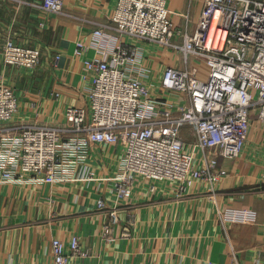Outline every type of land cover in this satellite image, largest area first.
Returning a JSON list of instances; mask_svg holds the SVG:
<instances>
[{
    "label": "built area",
    "instance_id": "2783aa9c",
    "mask_svg": "<svg viewBox=\"0 0 264 264\" xmlns=\"http://www.w3.org/2000/svg\"><path fill=\"white\" fill-rule=\"evenodd\" d=\"M41 7L62 14L64 0H43ZM170 14L167 0H116L110 25L95 28L91 43H75L88 100L65 110V127L24 124L10 133L4 125L17 114L18 98L0 82V185L90 179L88 170L82 176L72 172L90 144L121 146L120 170L111 178L118 200L131 195L137 178L174 184L184 193L197 182L212 188L226 177L218 158L240 156L252 114L264 124V1L204 0L192 33L175 30ZM176 37L181 44L174 43ZM138 41L172 50L181 67L167 66L151 76ZM89 48L101 57H85ZM38 52L7 40L2 58L33 68ZM192 62L206 65L205 78ZM96 205L118 223L119 205L108 207L102 199ZM224 215L228 221L255 219L245 209ZM51 253L54 264H69L82 254L79 239L53 238Z\"/></svg>",
    "mask_w": 264,
    "mask_h": 264
},
{
    "label": "crops",
    "instance_id": "0c3cea01",
    "mask_svg": "<svg viewBox=\"0 0 264 264\" xmlns=\"http://www.w3.org/2000/svg\"><path fill=\"white\" fill-rule=\"evenodd\" d=\"M203 1L167 0L175 30L194 32ZM41 5L42 0H0V82L13 88L19 104L4 125L12 134L24 124L65 127V110L87 104L89 84L82 80L83 58L74 55L75 43H91L95 28L110 25L116 0H64L62 14L46 13ZM104 33L117 34L106 28ZM7 40L37 49L38 64L20 68L4 63ZM174 43L181 44L182 38ZM137 46L153 77L167 66L182 65L170 49L142 41ZM85 57L100 58L101 53L89 48ZM192 65L200 78L206 77L201 62ZM121 156L120 145L90 144L72 171L82 176L88 170L90 179L0 185V264H54L51 240L68 243L73 236L82 254L69 264L262 263L264 124L255 114L240 156L218 158L227 175L212 188L197 182L180 193L174 184L137 178L131 195L118 200L111 178L120 170ZM100 199L108 207L119 205L118 223L110 222L107 209L97 208ZM241 209L252 211L255 219H224L229 210Z\"/></svg>",
    "mask_w": 264,
    "mask_h": 264
},
{
    "label": "rangeland",
    "instance_id": "374dc122",
    "mask_svg": "<svg viewBox=\"0 0 264 264\" xmlns=\"http://www.w3.org/2000/svg\"><path fill=\"white\" fill-rule=\"evenodd\" d=\"M42 2H43V0H42ZM42 6V5H41ZM47 13V12H46ZM77 57V56H76ZM79 58V57H78ZM206 71V65H204V63H202V71H200V72H202V73H204ZM201 74V73H200ZM205 75V73L203 74V76Z\"/></svg>",
    "mask_w": 264,
    "mask_h": 264
},
{
    "label": "bare ground",
    "instance_id": "6f19581e",
    "mask_svg": "<svg viewBox=\"0 0 264 264\" xmlns=\"http://www.w3.org/2000/svg\"><path fill=\"white\" fill-rule=\"evenodd\" d=\"M31 49H34V48H31ZM38 56H39V52H38Z\"/></svg>",
    "mask_w": 264,
    "mask_h": 264
}]
</instances>
